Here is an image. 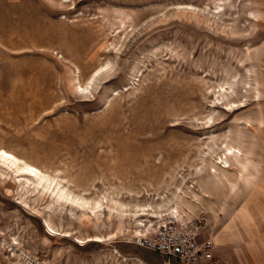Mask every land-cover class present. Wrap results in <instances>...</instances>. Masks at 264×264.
I'll return each instance as SVG.
<instances>
[{
    "label": "rangeland",
    "instance_id": "rangeland-1",
    "mask_svg": "<svg viewBox=\"0 0 264 264\" xmlns=\"http://www.w3.org/2000/svg\"><path fill=\"white\" fill-rule=\"evenodd\" d=\"M223 144L260 172L264 0H0V150L54 180L0 161V264H167L137 239L210 237L254 183Z\"/></svg>",
    "mask_w": 264,
    "mask_h": 264
},
{
    "label": "crops",
    "instance_id": "crops-1",
    "mask_svg": "<svg viewBox=\"0 0 264 264\" xmlns=\"http://www.w3.org/2000/svg\"><path fill=\"white\" fill-rule=\"evenodd\" d=\"M260 168L258 174L250 170L255 184L249 185L229 220L210 236L214 256L203 264H264V160Z\"/></svg>",
    "mask_w": 264,
    "mask_h": 264
},
{
    "label": "built area",
    "instance_id": "built-area-1",
    "mask_svg": "<svg viewBox=\"0 0 264 264\" xmlns=\"http://www.w3.org/2000/svg\"><path fill=\"white\" fill-rule=\"evenodd\" d=\"M200 222L170 217L152 232L139 237L137 245L166 257L167 264L208 263L214 256V244L210 237L201 239Z\"/></svg>",
    "mask_w": 264,
    "mask_h": 264
},
{
    "label": "bare ground",
    "instance_id": "bare-ground-1",
    "mask_svg": "<svg viewBox=\"0 0 264 264\" xmlns=\"http://www.w3.org/2000/svg\"><path fill=\"white\" fill-rule=\"evenodd\" d=\"M229 106L230 105H228V107ZM222 146L225 145L223 144ZM224 148L221 149L224 150V156L214 160L215 163L211 169L213 170L212 174L218 180L226 179L232 185V187H234V183L231 182L227 177V173L229 171L236 172L238 178L243 180L244 182L249 184L252 183L253 175L250 174V167L255 168L256 172H258V170L256 165L249 157L248 152H242L241 150H238L233 146H225ZM0 161H3L4 163L15 167L16 172H22L37 178L38 181L36 183V186L42 187L43 191L51 190L54 184V180L42 174L39 169L18 159L16 156L5 150H0ZM52 193L56 195L58 200L74 202L72 198H69V196L64 193L63 189H58V185H56V188L52 191ZM91 210L94 211L96 210V208L92 207Z\"/></svg>",
    "mask_w": 264,
    "mask_h": 264
}]
</instances>
